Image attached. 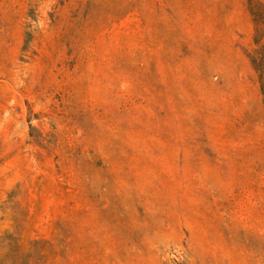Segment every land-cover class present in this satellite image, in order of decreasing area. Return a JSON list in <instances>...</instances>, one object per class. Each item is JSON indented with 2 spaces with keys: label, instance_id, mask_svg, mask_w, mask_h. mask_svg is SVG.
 Returning <instances> with one entry per match:
<instances>
[{
  "label": "rangeland",
  "instance_id": "obj_1",
  "mask_svg": "<svg viewBox=\"0 0 264 264\" xmlns=\"http://www.w3.org/2000/svg\"><path fill=\"white\" fill-rule=\"evenodd\" d=\"M252 32L247 0H0V264H264Z\"/></svg>",
  "mask_w": 264,
  "mask_h": 264
},
{
  "label": "trees",
  "instance_id": "obj_2",
  "mask_svg": "<svg viewBox=\"0 0 264 264\" xmlns=\"http://www.w3.org/2000/svg\"><path fill=\"white\" fill-rule=\"evenodd\" d=\"M247 6L253 22L252 44L247 58L264 100V1L247 0Z\"/></svg>",
  "mask_w": 264,
  "mask_h": 264
}]
</instances>
